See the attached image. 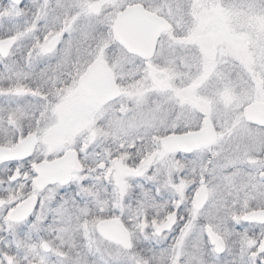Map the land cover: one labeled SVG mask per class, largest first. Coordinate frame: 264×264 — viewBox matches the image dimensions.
Here are the masks:
<instances>
[{
	"label": "snow or ice",
	"instance_id": "1",
	"mask_svg": "<svg viewBox=\"0 0 264 264\" xmlns=\"http://www.w3.org/2000/svg\"><path fill=\"white\" fill-rule=\"evenodd\" d=\"M0 264H264V0H0Z\"/></svg>",
	"mask_w": 264,
	"mask_h": 264
}]
</instances>
